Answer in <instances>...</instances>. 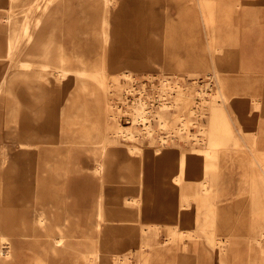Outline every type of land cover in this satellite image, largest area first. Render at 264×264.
<instances>
[{"label":"bare ground","instance_id":"obj_1","mask_svg":"<svg viewBox=\"0 0 264 264\" xmlns=\"http://www.w3.org/2000/svg\"><path fill=\"white\" fill-rule=\"evenodd\" d=\"M8 1L11 3L10 8L13 13L21 0ZM115 2L116 0H33L28 9L21 14L18 27L15 26V21H12L11 14L4 13L0 17L4 25L0 26V29L5 30L6 33L4 39H0V97L11 95L8 87L20 75L26 80L27 89H30V82L33 81L44 84L50 82V78L44 76L35 78L31 75L35 73L31 71L34 68L45 76L51 75L50 71H53L59 80L67 82L65 104L72 103L77 98H74V89L69 87L77 79L76 95L82 93L100 97H97L95 102L98 118L93 119L92 126L87 129L88 132L83 135L81 129L77 130L76 127L71 131L78 133L77 136L87 141L88 149L86 148L85 152H89L94 160L90 172L83 173L85 168L80 163L66 159V154L59 152V145L55 148L39 146L36 164L33 167L28 165L23 168L24 176L19 179L20 185L15 192L8 191L4 197L2 194L4 175L0 166V264H172L175 262L206 264L212 261L218 264H242V256L238 251L240 241L233 238L235 234L216 232L220 227L216 222L214 204L209 203L201 221L197 216L192 215L190 208L193 203L197 209L203 199L209 198L212 194L217 195L210 190L211 186H217L219 194L225 193L223 189L229 185L231 178L230 170L225 168V163L232 162L238 155L237 152L231 151L222 153L220 149L228 147L237 149L257 143L256 133L252 141L246 143L245 140L241 142L233 132L228 112L225 110L229 89L226 87V81L220 77L218 68H215L211 56L214 50L212 41L208 40L207 45L204 46L211 58L212 72L207 75L220 85L217 95L222 101L219 104L211 102L206 107L209 110L208 124L206 128L200 129V133L204 135L201 138L198 136L194 138L196 143L203 141V145L191 147L182 151L175 160H168L169 157H173L169 150L170 139L175 136L183 137L179 133L185 128L186 123L182 121L180 129H170L169 134L167 132L157 133V136L152 134L154 130L151 126L152 117L156 119L158 129H163L168 124V119L164 116L171 102L166 97L173 86L169 85L166 79L161 81L159 96L162 98L159 99L160 104L156 109L151 110L146 107L140 95L132 100L133 105L130 106V110L126 109L129 104L125 102L124 108L116 110V103L109 101L108 97L103 98L105 81L101 68L104 55L100 54V46L102 43L104 45L114 40L112 34L116 27L118 11ZM194 2L201 13V19L204 18L207 23L213 24L215 0H194ZM182 5L184 4L181 0L164 2V6L169 8L174 6L180 9ZM192 8L195 9V7H186L189 11ZM68 13L76 15L77 18L59 28L56 20L59 16ZM84 13H89L86 20L82 19ZM13 15L17 16L16 13ZM85 21L88 25H84ZM58 28L61 32L56 36ZM84 39L88 40V47L83 51L80 47ZM90 41L94 48L89 46ZM69 43L72 48L67 54L65 45ZM171 51L172 49L169 50ZM21 53L32 57L35 61L19 59ZM4 58L7 59L5 64L2 62ZM71 62L75 63L74 67ZM14 70L21 72L16 74ZM122 75L126 79H132L127 71H123ZM86 77L89 80H85ZM90 79L97 82L95 89ZM195 91L196 97L206 101L203 98L204 93L207 92L205 89L200 88ZM28 92L31 97L34 96L33 100L36 102L39 101V97L42 98L47 94V91L43 90L35 91L36 93L31 90ZM122 94L133 95L129 88H126ZM187 97L188 95L181 91L178 93L179 101L182 103ZM258 108L256 107V110ZM77 110H82L81 113L86 117L88 105L81 102ZM60 114L61 116L64 114L65 117V108ZM123 117L133 126L140 125L136 133L132 128L119 123L120 118ZM68 119L70 118L64 119L65 123L71 122ZM257 122H259L257 116L242 118V129L254 128ZM98 123L102 126V135L95 132ZM34 132L26 133L24 136L27 141H23L19 146L30 147L44 142V137L37 136L38 133ZM189 136H185V141ZM140 137L146 138V143L152 145L150 150H143L135 143ZM115 139L129 143L127 150L139 157L137 161L134 160L137 164L130 161L128 165L121 167L118 174L115 169L109 167L113 153L110 152L109 158L107 148ZM248 152L250 172L244 174L243 168L238 164V167L235 166V175L240 177L242 174V179L250 186H254L257 196L263 198L264 151L257 150L256 153L250 148ZM29 153L23 151L21 154ZM42 157L48 158L47 163L41 160ZM239 158L242 160L246 157L242 155ZM126 168L129 170L125 173L123 171ZM136 170L137 174L135 172L134 177H137L138 184L131 182L134 178L133 171ZM208 171L210 175L207 174ZM79 175L91 176V187L81 185ZM97 183L101 186V190L105 184L118 186L116 195L110 198L106 195L103 197L102 192L96 193L94 188ZM128 183L139 185L134 192L135 196H122L125 190L123 188ZM157 188L165 194L168 203H157L161 200L158 199L160 197L156 193ZM92 200H94L92 214H74L73 210H76V207L83 208ZM32 209H35V212ZM159 212L169 215L173 224L171 232L162 238L159 237L156 215ZM113 220L114 226H112ZM198 221L196 228L202 232L200 234L194 230V222ZM262 227L261 230L253 228L256 234L250 239L257 247L264 243V223ZM221 228L223 229L222 225ZM80 235L91 237L87 243L88 247L80 245L84 244L79 241ZM183 236H188L190 240L180 246L181 254H178L175 242ZM188 250L192 256L187 255ZM259 250V254L263 256L264 251Z\"/></svg>","mask_w":264,"mask_h":264},{"label":"rangeland","instance_id":"obj_2","mask_svg":"<svg viewBox=\"0 0 264 264\" xmlns=\"http://www.w3.org/2000/svg\"><path fill=\"white\" fill-rule=\"evenodd\" d=\"M32 1L21 0L12 13V8H10L11 3L8 0H0V17L4 13L11 14L12 21H15L14 24L18 27L20 25L21 14L28 9L27 7ZM164 2L165 0H116L115 8L118 11L116 12V27L112 34L114 40L104 45L102 43L101 46L98 43V46L101 48L100 54L104 55L103 66L101 68L105 81L102 90V93L104 92L103 98L108 97L109 101L112 100L116 103V110L124 108L126 106L125 103L129 104L126 106V109L130 110V106L133 105L132 100L139 95L142 101L145 102L146 107L151 110L156 109L160 104L159 99L162 98L159 96L162 79H166L168 84L173 86L166 97L171 102L164 116L168 119L167 126L163 129H158L156 119L153 117L151 118V126L154 128L152 134L157 136V133L167 132L169 134L170 129L179 130L181 122L184 121L186 123L185 128L179 133L183 137L175 136L169 142V150L173 157H169L168 160H175L182 151L203 145V141L196 143L194 138L195 136L201 138L204 135L200 133V129L206 128L208 124L209 110L206 107L211 102L219 104L222 101L220 96L217 95V89L220 85L213 82L207 75L212 72L210 68L211 58L209 52L204 47L207 45L208 40L212 41V46L214 47L211 56L213 57L215 68H218L220 77L226 81V87L230 90L234 83L242 81L240 58L236 51L238 46V27L235 25L236 22L233 18L240 4L238 0H215L214 22L213 24H209L204 18V21L201 19V13L198 11L194 0H181L184 5L180 9L174 6L170 8L166 7L164 6ZM187 6L195 7V9L192 8L190 10L193 13L186 9ZM15 13L17 16L13 15ZM75 16L69 13L68 15L59 16L56 20L59 28L63 24L74 21L73 19L77 18ZM88 16L89 13H84L82 19L86 20ZM86 24L88 25V22L85 21L84 25ZM0 26H4L2 25V21H0ZM59 28L56 30V36H59L61 32ZM5 36V30L0 29V39H4ZM90 37L93 38V36ZM92 45L90 41L89 46L94 48ZM87 47L88 40L84 39L80 49L83 48L84 51ZM71 48V43L66 44L65 52L67 54L70 53ZM168 49H172V51L169 52ZM18 57L19 59L32 60L31 62L35 61L32 57L25 56L23 53ZM6 61L7 59L5 58L2 60L4 64ZM71 65L74 67L75 63L71 62ZM90 69L92 70V67ZM21 70H14V73L17 74ZM31 71L35 72L31 74L35 78L44 76L50 78V82L44 81V84L42 81V83H35L33 81V83L30 82V89H27L26 80H24L23 75H20L8 87L11 95L5 97L1 95L0 97V166L4 175L2 178L4 183L2 194L4 197L8 194V191L15 192L16 188L20 185L19 179L24 176L23 168L28 165L33 167L36 164L38 158L37 148L39 146L55 148L59 145V152L65 153L66 159L80 163L86 169L83 170V173L90 172V167L94 163L91 154L85 152V149H88L85 138H80L77 136L78 133H72L71 131L76 127L77 130L81 129L83 135L88 132L87 129L92 126L93 119L98 118L95 102L99 95H83L82 93H77L76 95L77 79V81L75 80L69 86L74 89V98H77L72 103L65 104L67 82L59 80L53 71H50L51 75L48 74L46 76L38 69L34 68ZM123 71L130 73L132 79L124 78L122 75ZM85 80L89 79L86 77ZM90 83L93 89L97 87V82L90 79ZM126 88L132 90V96L122 94ZM200 88L207 91L203 95L206 101H202L200 97L195 96V90ZM28 90L34 93L38 90H43L47 91V94L42 98L39 97V101L36 102L33 100L34 96L31 97L32 95L30 96ZM180 91L186 94V96L188 95L184 103L179 101L178 93ZM227 93L228 98L232 94V98L227 99L226 97L225 110L228 112L233 132L240 138L241 142L245 140L246 143H250L254 133H256L255 138L257 139V143L237 149L232 147L220 149L222 153L231 151L233 153L237 152L238 155V157H235L236 154H234L235 158L232 162L225 163V168L230 170L231 175L229 185L223 189L225 193L219 194L217 186H211L210 190H213L217 195L213 196L212 194L209 198L203 199L197 209H195L193 203L190 208L192 209V215L194 217L197 216L199 221H201L204 215L203 212L207 211L209 203H213L216 210L214 213L217 218L216 222L219 223L220 227L216 232L219 234L226 232L228 234H235L233 238H237L240 241L238 243V251H240L242 256V264H264V255L259 254V249L264 251V243H261L257 247L250 240L256 234L253 232V228L259 230L263 228L264 197L257 196L254 186H250L244 181L242 174H240V177L235 175V166L238 167L239 165L243 168L244 174L250 172L247 158L250 155L248 152L250 148L254 149L256 153L257 150L264 149L259 143L263 135V123L257 122L254 128L243 130L242 118H249L256 116V114L252 113V107L250 104L248 105L246 100L234 96V93L237 94L239 92L232 90V92L228 91ZM81 102L88 105L86 117L81 113L83 109L77 110V106ZM253 107L256 109V107L260 106L258 103H254ZM64 108L65 117H63L64 114L62 116L60 114V111L64 110ZM13 111L14 113H12ZM77 114L79 116L76 117ZM257 115L263 116L264 114L262 115L257 112ZM66 117L70 118L68 119L71 121L70 123H65L66 120L64 119ZM119 123L132 128V131L135 133L140 127L139 124L133 126L124 117L120 118ZM96 127L95 132L102 135V126L98 123ZM29 131H38L34 133H38L37 136L44 137V142L30 147H23L25 145L19 146L23 141H27L24 135ZM71 134L72 136H70ZM186 135H190L186 138L187 141L184 139ZM156 139L154 138V140ZM146 140V138L140 137L137 138L135 143L139 144L143 150H150L152 145L147 144ZM128 145L129 143L119 139H115L113 143L108 144L109 158L110 152L113 153L109 167L115 169L117 174L122 169V166L128 165L130 161L135 162L139 158L137 154H133L127 150ZM23 151H28L35 155L31 156L30 153L27 155L21 154ZM242 152L243 154H240ZM242 155L246 158L241 160L239 156ZM41 160L47 163L48 158L42 157ZM128 170L126 168L123 172L126 173ZM133 172L134 177L135 172L137 174V170ZM207 174L210 175V172L208 171ZM79 178H81V181L79 180L81 185H90L91 176L82 177L79 175ZM134 178H132V183L137 182V177L135 181ZM95 187L96 193L102 192L103 197L106 195L110 198L115 196L118 190V186L114 184H105L102 190L98 183L95 184ZM138 188L139 185L128 183L123 188L125 190L122 196H135L134 192ZM156 193L160 197L158 199L162 200V202L158 200V204L169 202L161 189L157 188ZM93 204L94 200L89 201L85 207L78 206L73 212L79 215L82 213H85V215L92 214ZM32 210L35 212V209ZM156 215L158 218L159 237L162 238L171 232L173 224L170 222L169 215L162 212ZM199 221L194 222V230L200 234L202 232L196 228ZM114 225L115 221L113 220L112 226ZM90 238L80 235L79 241L84 243L80 245L88 247L87 243L90 241ZM189 240L188 236H183L182 239L175 242L177 243L178 254H181L180 246ZM187 255L192 256L189 250ZM191 264L198 263L192 262ZM206 264L218 263L212 261Z\"/></svg>","mask_w":264,"mask_h":264},{"label":"crops","instance_id":"obj_3","mask_svg":"<svg viewBox=\"0 0 264 264\" xmlns=\"http://www.w3.org/2000/svg\"><path fill=\"white\" fill-rule=\"evenodd\" d=\"M238 2L240 5L233 18L238 27L236 51L240 58V67H243L240 74L242 81L234 83L229 91L239 92L234 93V96L246 100L252 107V113L263 123V135H259L262 138L259 143L264 147V0ZM229 98H232V94ZM254 103L260 106L258 111L253 107ZM257 112L263 116H258Z\"/></svg>","mask_w":264,"mask_h":264}]
</instances>
